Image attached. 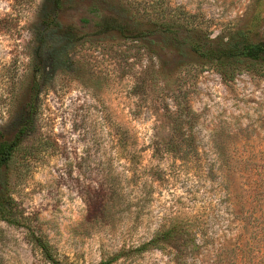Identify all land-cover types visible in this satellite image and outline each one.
<instances>
[{"label": "rangeland", "instance_id": "rangeland-1", "mask_svg": "<svg viewBox=\"0 0 264 264\" xmlns=\"http://www.w3.org/2000/svg\"><path fill=\"white\" fill-rule=\"evenodd\" d=\"M90 1L72 0L47 25L52 0H0V140L33 114L9 172L28 224L67 262L227 264L241 207L252 205L247 168L264 165V77L226 82L198 61L179 67L142 41L98 34L85 21ZM130 1L150 11L162 0ZM165 1L203 12L212 37L264 15V0ZM254 38L264 39V19ZM186 106L195 141L175 134L181 146L167 150ZM176 222L206 223L199 251L181 239L138 251ZM29 229L0 218V264H49Z\"/></svg>", "mask_w": 264, "mask_h": 264}, {"label": "trees", "instance_id": "trees-1", "mask_svg": "<svg viewBox=\"0 0 264 264\" xmlns=\"http://www.w3.org/2000/svg\"><path fill=\"white\" fill-rule=\"evenodd\" d=\"M71 1L52 0L53 5L46 14L45 23L47 25L56 23L58 11L64 9ZM138 5L130 0H91L88 12L92 19L86 18L85 21L89 23L94 21L98 34L118 33L123 38L142 41L149 51L160 59L172 55L180 60L179 67L198 61L203 67L215 69L226 82L233 81L243 71L264 77V39L254 38L255 28L259 27L260 21L264 19L260 11L255 12L244 27H237L228 33L221 32L212 37L208 31V21L199 18L204 17L203 12H192L182 5L172 6L165 0L153 4L150 11L145 9L141 11ZM93 17H96L95 20ZM65 33L70 35L67 29ZM163 64L164 62L162 70ZM190 112L191 109L187 106L179 107L173 115L172 137L167 142V150H179L181 143L175 140L173 137L175 134L190 146L195 141L194 130H184L187 124L188 127H192L191 119L188 118ZM32 119L33 114L30 111L15 138L0 140V218L9 224L30 228L32 244L40 250L49 264H79L67 262L40 229L31 228L28 216H25L14 195L15 183L11 182L9 172L24 136L33 125ZM247 169L251 171L247 177L251 183L248 192L252 197L249 200L252 205L247 210L244 206L241 207V215L244 217L242 216L240 228L243 232L236 239L239 243L225 249L226 257L220 259L226 260L227 264L233 261L230 259L231 255L234 258L239 257L232 264H264V165ZM232 170L234 167L229 166L228 171ZM250 209L251 213L248 215ZM187 223L189 222H183V225L173 223L167 230L142 243L138 251L165 249L168 244L177 245L180 239L184 249L192 246V251H199L202 244L199 245L197 240L200 234L207 236L206 223L200 227L196 223ZM117 258L118 256H115L102 260L98 264H111Z\"/></svg>", "mask_w": 264, "mask_h": 264}]
</instances>
